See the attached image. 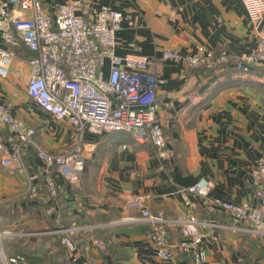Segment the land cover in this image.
Segmentation results:
<instances>
[{"label": "crops", "instance_id": "1", "mask_svg": "<svg viewBox=\"0 0 264 264\" xmlns=\"http://www.w3.org/2000/svg\"><path fill=\"white\" fill-rule=\"evenodd\" d=\"M40 1L54 16L59 5L75 0ZM81 1L80 13L84 7L90 9L87 20L103 7L122 13L118 56L159 60L164 85L157 96L158 118L173 158L159 161L150 143L125 133L86 134L80 139L67 123L56 121L28 98L26 61L33 53L16 49L18 58L8 79L0 78V104L10 105L16 119L35 128L38 143L51 154L84 144L87 167L76 184L57 176L59 193L48 203L25 199L27 179L2 166L12 147L9 130L0 127V232L13 233L4 247L16 255L20 253L11 251L15 242L33 243L29 251L42 256L37 264H165L148 239L150 228L141 222L142 209L182 218L187 209L180 192L200 180L211 184L210 200L259 205L252 172L264 152V66H250L243 73L236 65L257 47L264 21L254 29L240 0ZM200 47L226 51L231 63L208 75L160 61L165 48L190 55ZM193 93L202 101L190 107L188 96ZM31 152L26 162L29 175L47 196L44 166ZM189 198L197 204L199 218L213 224L203 230L207 237L201 246L210 264H264V237L250 234L249 226L236 223L223 209L211 211L203 199ZM50 207L56 209L51 218L45 214ZM73 225L80 231L73 238L77 250L70 252L59 232ZM169 233L177 245L180 228L171 227ZM175 255L179 264L192 263L190 255L178 250Z\"/></svg>", "mask_w": 264, "mask_h": 264}, {"label": "built area", "instance_id": "2", "mask_svg": "<svg viewBox=\"0 0 264 264\" xmlns=\"http://www.w3.org/2000/svg\"><path fill=\"white\" fill-rule=\"evenodd\" d=\"M246 15L258 30L264 21V0H240ZM83 3L75 0L59 5L52 16L40 0H0V78L8 79L11 67L18 58L16 49L25 47L34 56L26 61L29 82L26 95L42 111L56 121L67 123L82 139L86 134L103 136L125 133L138 141H146L154 148L156 158L170 161L173 153L160 124L161 105L157 96L164 85L158 75L159 60L140 55L121 57L116 54V35L123 22L122 13L103 7L87 20L89 7L79 11ZM226 51L216 53L203 47L190 55L165 48L160 61L181 63L191 71L215 70L229 62ZM264 66V31L255 50L243 56L237 71L246 73L250 66ZM109 66V72L106 68ZM202 101L197 93L188 96L190 107ZM0 127L11 134L12 152L5 155L2 166L11 174L27 179L25 199L48 203L59 193L57 176L69 184H76L87 167L86 147L80 143L70 151L54 155L37 141V130L15 118L11 106L0 104ZM34 151L44 166L47 196L34 183L25 162V150ZM258 207L235 205L210 200L211 184L200 180L180 193L187 209L184 217L168 218L162 211L142 209L141 222L150 228L149 241L158 258L165 264H179L175 250L192 258L191 264H210L201 247L205 228L213 227L197 214V204L189 196L205 202L211 211L217 208L230 214L236 223L250 227L248 232L264 237V152L252 172ZM56 209L50 207L51 218ZM60 217L58 216V219ZM179 227L182 239L173 245L170 228ZM80 231L76 225L62 229V245L70 252L77 250L73 238ZM0 232L1 264H32L22 254L9 255L4 242L12 235ZM83 264H100L85 261Z\"/></svg>", "mask_w": 264, "mask_h": 264}, {"label": "trees", "instance_id": "3", "mask_svg": "<svg viewBox=\"0 0 264 264\" xmlns=\"http://www.w3.org/2000/svg\"><path fill=\"white\" fill-rule=\"evenodd\" d=\"M24 47V46H23ZM31 53V52H30ZM32 54V53H31ZM33 56H34V54H33ZM33 56H31V58L33 57ZM229 63H231V59H230V57H229V62L226 64V65H228ZM225 66V65H224ZM224 66H221V67H219L218 69H215V70H210V71H208V70H199V71H205L208 75H212L215 71H217V70H219V69H221V68H223ZM31 150L30 149H26L25 150V162H27V159H28V157H27V153L28 152H30ZM32 152H34V151H32ZM31 152V153H32ZM35 155V154H34ZM36 157V156H35ZM35 201H38L39 202V200L38 199H36ZM31 247H33V243L31 244V243H26V242H24L23 241V239H21V241H17V242H15V244H13V246H11V251L14 253V252H17V253H20V254H22V255H24V256H26L27 257V259L32 263V264H37V262H39V261H41L42 262V259H40V258H38L39 256H41L40 254L41 253H36V252H30L29 250L31 249ZM37 251V250H36ZM34 253H36V254H34ZM17 255V254H16ZM13 256V255H12ZM41 258H42V256H41ZM1 264V263H0Z\"/></svg>", "mask_w": 264, "mask_h": 264}, {"label": "rangeland", "instance_id": "4", "mask_svg": "<svg viewBox=\"0 0 264 264\" xmlns=\"http://www.w3.org/2000/svg\"><path fill=\"white\" fill-rule=\"evenodd\" d=\"M7 233H9L8 235H12V236H10V238H13V233L12 232H7ZM11 241H15V240H11Z\"/></svg>", "mask_w": 264, "mask_h": 264}]
</instances>
